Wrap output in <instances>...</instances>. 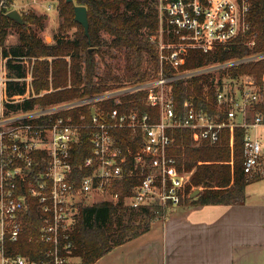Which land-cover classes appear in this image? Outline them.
Masks as SVG:
<instances>
[{"label":"built area","instance_id":"obj_1","mask_svg":"<svg viewBox=\"0 0 264 264\" xmlns=\"http://www.w3.org/2000/svg\"><path fill=\"white\" fill-rule=\"evenodd\" d=\"M16 7L17 0H0V264H80L73 234L82 205L122 201L113 186L126 177L139 178L133 193L123 198V204L132 209L150 204L170 208L191 196L186 187L193 170L181 169L170 153L176 128L197 130L200 140L210 143H216L223 129L229 128L233 149L235 127H245V172L264 174V110L257 108L264 95L254 77L244 74L223 87L217 78L213 113L197 108L189 97L183 101L184 111L177 112L171 85L175 79L219 73L222 68L264 57V52L163 74L165 61L178 68L190 49L210 53L230 43L256 45L259 31L251 18V0H159L161 25L159 34L151 37L159 51L157 77L57 103H34L30 108L25 105L56 88L51 85L38 91L35 87L36 61L44 57L17 54L2 41V14ZM52 8L50 2L47 9ZM17 65L22 75L15 71ZM138 91H145L142 101L157 108L156 113L121 107L132 100L124 97ZM106 99L115 102L107 112L98 103ZM81 105L90 106L89 118L63 113ZM117 129L129 131L139 145L122 147ZM83 130H89L91 154L81 164V169L88 170L82 174L75 168V149ZM95 194L101 197L90 203L89 197ZM30 207L40 213L38 236L46 246L38 248L36 255L11 252L8 242L19 239Z\"/></svg>","mask_w":264,"mask_h":264},{"label":"trees","instance_id":"obj_2","mask_svg":"<svg viewBox=\"0 0 264 264\" xmlns=\"http://www.w3.org/2000/svg\"><path fill=\"white\" fill-rule=\"evenodd\" d=\"M57 2L61 18L60 31L76 25L79 31L75 36L57 33L55 42L47 43L35 29L43 27L47 20L46 14L35 11L23 12L24 22L2 14V41L5 43L10 29L18 32V41L11 46L17 54L43 56L36 61L35 87L38 91L50 88L56 90L44 94L25 105L30 108L34 103L47 105L93 95L112 87H118L127 82H139L157 77L160 68L159 51L151 37L160 29V14L158 0H52ZM75 4L87 6L91 44L83 26L75 20ZM251 18L258 26L259 36L253 47L241 43L217 47L210 53L201 49H190L187 60L178 68L164 62L163 74L171 76L183 69H193L210 62L242 58L252 53L264 52V0H251ZM111 36L110 40L103 37L102 32ZM113 49H124L127 58L126 74L122 77L103 76L98 72V56L112 55ZM5 51H7L5 49ZM69 56V59L67 58ZM49 57H53L49 59ZM147 62V65H145ZM15 71L22 75L21 65ZM264 57L247 60L219 70L218 83L221 87L228 80H238L242 75L254 77L264 95ZM213 72L196 74L190 77L175 79L171 82L172 98L177 112H183V101L192 98L197 108H204L213 113L214 82ZM71 83V86H69ZM205 86H208V99L205 96ZM19 90L23 87L17 85ZM145 91L131 93L124 97L125 101L132 99L121 107H139L144 111L156 113L157 108L142 101ZM107 112L115 106L114 99L98 102ZM264 110V102L257 106ZM72 113L76 118L85 114L91 115L89 105H81L63 112ZM225 113H222L224 116ZM119 144L126 148L139 145L125 129H117ZM247 129L235 127L233 149L230 145V130L224 128L216 143L201 141L197 130L176 128L173 131L175 142L170 153L177 157L179 167L192 171L186 192H192L196 187H202L196 196H187L178 207L188 208L204 204L240 203L246 195L248 183L259 179L262 175L250 176L244 169V138ZM91 154L89 130H83L81 141L75 149V168L80 173L84 158ZM139 182L137 177H126L113 186L122 201H98L82 205L81 213L74 228V253L80 258V264H93L115 246L133 239L149 230L151 223L169 212L168 206L150 204L141 209H132L123 204V198L133 193ZM24 230L17 241L8 242L11 252L36 255L37 249L45 247L38 236L41 225L40 213L36 207H30L24 220Z\"/></svg>","mask_w":264,"mask_h":264},{"label":"crops","instance_id":"obj_3","mask_svg":"<svg viewBox=\"0 0 264 264\" xmlns=\"http://www.w3.org/2000/svg\"><path fill=\"white\" fill-rule=\"evenodd\" d=\"M93 264H264V174L242 202L173 206Z\"/></svg>","mask_w":264,"mask_h":264},{"label":"rangeland","instance_id":"obj_4","mask_svg":"<svg viewBox=\"0 0 264 264\" xmlns=\"http://www.w3.org/2000/svg\"><path fill=\"white\" fill-rule=\"evenodd\" d=\"M159 1V0H158ZM52 2V0H17V7L22 13L27 11H35L38 14H46L47 20L43 27L35 26V29L38 31L39 35L47 42L53 43L55 42V35L57 33L69 36H75L77 31H79V27L76 25H72L67 27L65 30L60 31V14L59 9L57 6V2H52L55 9L49 10L47 9V5ZM159 5V2H158ZM10 33L7 36V40L5 41V45L8 47L13 46L18 41V32L12 28L10 29ZM81 31V30H80ZM159 34V31L156 33ZM103 37L107 40L111 39V36L106 33L102 32ZM94 47V45H92ZM112 55L105 54L104 57L102 55H97L98 57V72L100 75L103 76H110L115 77L124 76L127 72V58H126V51L124 49H113L111 50ZM43 57V56H42ZM147 65V62H145ZM216 79L219 78V73H215ZM264 162V158L262 159ZM202 187H196L195 189H201ZM194 189V190H195ZM101 195L95 194L94 196H90L88 201L94 202L99 199Z\"/></svg>","mask_w":264,"mask_h":264},{"label":"water","instance_id":"obj_5","mask_svg":"<svg viewBox=\"0 0 264 264\" xmlns=\"http://www.w3.org/2000/svg\"><path fill=\"white\" fill-rule=\"evenodd\" d=\"M68 1H74V0H68ZM74 11H75V20L78 21L84 28V31L86 35L88 36L89 43L91 44L90 51L93 50L92 47V40L90 35V22H89V15H88V9L86 5L83 4H75L74 5ZM7 15L18 21L19 23L24 22V16L22 12L18 8L11 9L8 11ZM94 112V111H92ZM200 192V189H195L192 191L191 196H196Z\"/></svg>","mask_w":264,"mask_h":264}]
</instances>
